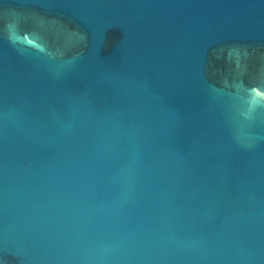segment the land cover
<instances>
[{
    "label": "water",
    "instance_id": "obj_1",
    "mask_svg": "<svg viewBox=\"0 0 264 264\" xmlns=\"http://www.w3.org/2000/svg\"><path fill=\"white\" fill-rule=\"evenodd\" d=\"M0 264H264V0H0Z\"/></svg>",
    "mask_w": 264,
    "mask_h": 264
}]
</instances>
